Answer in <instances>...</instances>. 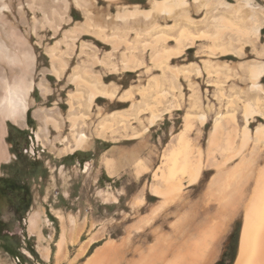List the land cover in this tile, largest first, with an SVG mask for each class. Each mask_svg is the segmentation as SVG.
I'll use <instances>...</instances> for the list:
<instances>
[{"label":"rangeland","instance_id":"374dc122","mask_svg":"<svg viewBox=\"0 0 264 264\" xmlns=\"http://www.w3.org/2000/svg\"><path fill=\"white\" fill-rule=\"evenodd\" d=\"M154 1L0 0L28 40L35 82L24 122L7 121L11 159L0 177L28 186L31 200L26 212L0 206V264L16 255L23 264H85L99 250L105 264H216L237 230L236 264L264 171V72L262 88L250 78L252 66L264 70V0H186L169 14ZM220 16L235 27L216 41L224 52L212 50ZM255 24L257 37L241 34ZM182 31L191 44L167 55ZM96 77L114 95L88 106ZM76 132L88 139L71 152ZM182 143L190 169L168 177ZM240 165L236 190L220 191L221 175ZM36 208L41 237L28 229ZM62 233L67 255L58 260Z\"/></svg>","mask_w":264,"mask_h":264},{"label":"bare ground","instance_id":"6f19581e","mask_svg":"<svg viewBox=\"0 0 264 264\" xmlns=\"http://www.w3.org/2000/svg\"><path fill=\"white\" fill-rule=\"evenodd\" d=\"M249 1L250 0L246 3L248 4ZM219 3L228 5L224 1H220ZM184 4H186V0H155L153 8L162 13L169 14L175 6ZM5 10L9 11L8 5L0 4V162L9 161L11 159L5 140L7 121H11L15 125H21L24 122L26 112L31 104V92L35 87V82L31 75L34 65V55L30 49L28 40L22 35H19L15 22L12 19L4 17ZM136 12L140 13L141 11L138 10ZM134 13L135 12H132L131 15H134ZM142 13L148 15L150 12ZM218 22L219 25H216V31L212 35L214 38L212 50L219 48L224 52L228 50L226 49L227 46L224 47V43L219 44L216 41L220 38L223 29L235 30V27L228 19L222 16L218 18ZM260 28L261 24H255L249 29L242 30L241 34L245 37L249 35L257 37ZM189 37H191L190 34L186 31H182L177 48L169 52L167 55L180 54L186 46L191 44L186 42ZM158 55L162 56L163 54L160 53ZM134 63L135 60H128L126 68H132L130 65H135ZM65 64L66 63L63 61L61 67L57 70V75L62 73ZM263 72L264 70L261 66H252L250 70V78L254 87L262 88L260 77L263 75ZM73 78L74 80H77L79 79V76L74 75ZM100 83L98 77L90 82L87 96L88 106L93 103L94 98L98 95L113 97L114 92L106 90L100 85ZM39 86H41V84H39ZM157 117H159V115L153 114L151 123H153ZM75 122L76 121L74 120L72 124L73 127L76 125ZM53 123L57 126L56 122ZM217 126H219V122L216 123L215 128H217ZM187 127L188 124H186V128ZM87 139L88 136L85 133L76 132L74 136V144L66 146V149L72 152L77 148H81L85 145ZM182 139L183 137L180 136L179 140L182 141ZM64 141H67V139L65 138ZM184 150L185 144L182 143L179 158L177 155L176 157L173 156L172 159L169 158L171 163L167 170L168 177H172L178 172L184 173L190 169L187 157L181 154ZM242 167L243 165H240V167L234 170H228L221 175L219 180L220 191L227 194L228 191L233 192L236 190L238 183L243 177H245V171H247V169L245 170ZM191 173V177L195 179L196 173H193V171ZM155 191L158 192L157 189H155ZM40 220V209H33L28 216V229L30 232H37L41 237ZM44 220L47 222L48 218L46 217ZM92 240L93 238H90L86 244H89ZM65 244L64 233H62L60 240L57 242L56 256L58 260L60 259L61 254L67 255L66 249H63ZM85 246L86 245L81 247L79 254L84 252ZM43 254L48 258V247L44 248ZM105 262L106 254H103V251L99 250L85 264H105ZM169 264H177V262ZM236 264H264V171L259 175L251 200L245 209Z\"/></svg>","mask_w":264,"mask_h":264},{"label":"trees","instance_id":"16d2710c","mask_svg":"<svg viewBox=\"0 0 264 264\" xmlns=\"http://www.w3.org/2000/svg\"><path fill=\"white\" fill-rule=\"evenodd\" d=\"M29 115V111H28ZM28 122L31 118L28 116ZM31 195L28 186L22 184L15 178L0 177V206L3 204L11 205L15 212H26L30 207ZM2 220L0 219V230L3 229ZM237 230L231 235L227 251L224 253V258L216 264H232L237 249ZM227 257L228 260H227Z\"/></svg>","mask_w":264,"mask_h":264},{"label":"built area","instance_id":"2783aa9c","mask_svg":"<svg viewBox=\"0 0 264 264\" xmlns=\"http://www.w3.org/2000/svg\"><path fill=\"white\" fill-rule=\"evenodd\" d=\"M31 151H33L32 148H31ZM14 261H15L16 264H23L20 256H18V255L14 256Z\"/></svg>","mask_w":264,"mask_h":264}]
</instances>
